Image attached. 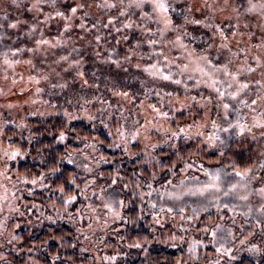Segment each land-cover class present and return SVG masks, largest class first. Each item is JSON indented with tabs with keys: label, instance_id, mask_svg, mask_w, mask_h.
I'll return each instance as SVG.
<instances>
[{
	"label": "trees",
	"instance_id": "1",
	"mask_svg": "<svg viewBox=\"0 0 264 264\" xmlns=\"http://www.w3.org/2000/svg\"><path fill=\"white\" fill-rule=\"evenodd\" d=\"M124 2L127 4L128 0ZM16 3L19 7L15 6L13 0H0V61L10 60L14 66L27 64L29 73L40 81L37 87L43 97L51 104L54 102L59 105L57 112L67 109L71 116L57 113L50 118L35 119L28 116L29 110L24 111L22 123L17 128L10 126L5 130L3 147L16 153L11 171L20 191L21 188L31 190L30 195L24 199L28 204L26 208L33 207L34 214L35 209H38L51 216L56 214V210H61L66 218L61 223L23 230L16 241L18 254L7 253L0 264H204L210 260L213 249L209 245L198 246L192 252L199 258H190L192 252H188V245L197 244L196 241L206 238H202L204 233L195 234L193 229L196 225H191L185 231L181 225L178 227L175 224V220L172 225L156 223L157 214L165 216L161 211L168 210L170 205L165 201L168 185L178 187V178L194 172L198 174L202 168L213 169L215 173L224 171L229 175L234 172L243 173L246 169L252 170L259 160L254 145L234 141L233 137L238 131L232 128L231 139L221 144L220 149L212 151L201 142L191 139L184 142L183 138L174 142L166 141L149 151L136 144L126 148L120 141L124 128L123 118L119 114L108 116L105 108L111 105L118 112L119 102L114 91L128 93L131 114L142 103L163 110L168 99L162 98L186 100L197 96L202 86L201 74L193 75L194 81H191L190 75L179 72V68H183L184 62H187L188 55L196 58L204 55L217 68L231 60L229 71L233 66L236 68L252 62L250 58L260 50L256 47L261 43L258 38L264 40V32L260 33L253 26L252 16L244 14V18L240 20L236 36L241 34L246 40L233 46L232 30H236L234 25L237 23L235 15L231 13V19L219 20L216 17L218 8L207 15V23L220 25L231 39L232 53L243 50L239 51L238 56L218 51L216 46L209 48L213 39L215 45H219L220 38L214 37L212 28L197 24H185L180 32L166 34L168 40L175 41L178 35L181 37L175 46L158 34L156 39L162 42L150 46L147 43L149 36L142 28L136 25L131 29L122 27L123 23L128 22V18L134 21L138 19V9L129 10L128 18L118 17L109 28H100L102 40L99 44L94 39L95 30L85 33L79 28H73L61 37L59 32L63 23L54 19L43 25L42 31L44 39L53 43L60 40V46L43 45L39 52L32 53L27 49L34 47L35 40L40 38L39 32L33 37L28 35L36 13L28 11L30 2L27 0H16ZM73 3L74 0H57V7L64 10L73 6ZM170 3L175 11L170 10L169 15L175 24L183 23L180 13L188 8H191L188 13L190 17L200 19L199 8H193L189 1ZM236 7L243 13L245 7L240 4ZM44 11L47 13L49 9L45 7ZM109 15L116 16L117 10L93 7L89 16V28L96 19L107 23ZM39 18L42 20L43 16ZM18 21L27 23H19L17 28L8 27ZM148 27L155 33L158 26L149 21ZM117 28L120 29L119 32L116 31ZM246 45L251 54H247ZM17 49L23 51L17 52ZM61 56H67L68 60H60ZM125 56L129 59L125 60ZM28 60L32 63H26ZM112 60L117 63H112ZM198 60L204 64L203 60ZM75 61H79V65H75ZM150 66L158 67L162 71L159 76H169L170 79L158 80L152 76L149 84L146 77L149 75L144 73L143 68L147 70ZM209 66L219 74L220 71L210 64ZM78 72H83L84 75L78 76ZM42 76H47V79H41ZM61 84L67 86L53 87ZM85 100H93L89 108L90 117H94L92 119H84L86 114H83V109L87 108ZM232 108L235 117L232 114L231 118H237L244 112V108L240 110L234 105ZM192 113L169 117L166 124L170 128L167 127V131L173 132L179 126L185 127L189 123L198 122L201 111L197 109ZM131 117L130 115V119ZM61 133H64L62 141L58 139ZM69 160L73 163H69ZM85 165L92 171H87ZM113 179L117 180L114 185ZM36 180L44 185L41 191L34 189L33 181ZM73 180L74 183H70ZM90 181L94 183H89ZM61 188L64 189L63 192L60 191ZM92 189L97 190L94 193L101 190L106 194L107 203L115 199L123 200L125 205L123 208L118 207L123 219L113 220L110 235L98 244V257L81 249L82 234L69 220L77 218L76 213L81 212L80 208L84 206V197ZM70 195H75L76 199L66 206L65 200ZM100 195L103 197L101 193ZM178 208L174 210L179 211ZM202 218L216 221L218 217L207 214ZM209 226L206 228L212 232ZM228 226L232 231L229 221ZM228 242L232 245L236 243L231 239ZM134 243H140L141 247H130ZM248 252L240 255L237 251L239 255L236 253L237 258L230 264H264V245L259 253ZM105 257L115 259L108 260Z\"/></svg>",
	"mask_w": 264,
	"mask_h": 264
},
{
	"label": "rangeland",
	"instance_id": "2",
	"mask_svg": "<svg viewBox=\"0 0 264 264\" xmlns=\"http://www.w3.org/2000/svg\"><path fill=\"white\" fill-rule=\"evenodd\" d=\"M27 1L30 2V5L33 2V0ZM170 1H189L193 8H199V17L201 20L203 19L202 16H207L212 10H217V8V19H228L231 15L230 10L221 11V9L224 8V0H169V2ZM229 2L233 7L240 4V6L247 8L250 0H229ZM251 2L258 5L257 11L249 14L252 16L251 22L253 26L257 27L258 31L262 33L264 32V13L259 11V5L264 3V0H251ZM205 4L209 6L215 5V8H205ZM263 35L260 36L263 37ZM258 39L262 41V38ZM242 40H246L243 35L240 34V36H235L233 38V46L238 45L237 42L239 41L240 43ZM247 45V54H251ZM259 49V52L257 54L255 53L254 56L250 58L252 62H247L236 68L233 66L230 70V72L235 73L237 69H242L247 65L255 68V72L242 71V74L237 77L239 83H247L249 87L240 91L238 98L234 101H230L228 97H225V102L238 107L240 110L244 108L243 114H239L236 116L237 118H231L233 114V110H231L228 122L232 123L234 125L232 128L238 131V134L233 137L235 139L234 141L239 143L246 142L248 145H254L259 154L256 168H253L254 170L252 169L247 176H238L235 172L231 175L226 174L224 171L215 173L213 169L209 170L207 168H202L198 174L194 172L189 176H181L176 180L179 182L178 187L168 185L167 192L165 193V201H168V204H170L168 209L171 208L172 211L169 212L163 209L161 213H165L164 215L166 217L157 214L159 225H172V221L175 220V224L178 225V227L181 225L185 231L189 229L191 225H193V227L196 225L197 227L193 229L195 234H205L202 238H206L202 240L199 239L200 243L188 245L189 248L192 247L193 249H197L198 246H211L213 253H211L209 257L210 260L204 264H216L217 261H219V264H230L237 258V255H235L237 251L240 255L247 254L251 245H256L259 251L261 246L264 245V223L257 225V220L264 221V213L257 211V209H260L261 204H264V200L254 191L264 187V135H262V133H264V128H252V124L258 119L257 114L264 112V99H259V97H264V64L258 66L254 59V57L264 54V49ZM203 63L202 65L198 58L188 55L187 62H184V67L179 68V72L190 75L191 81H194L193 75L198 76V74H201L200 84H202V86L200 87L199 94L193 97L194 99L181 100L165 97L162 99L168 100L167 106L165 105L166 108L163 110L157 106L142 103L135 109L133 114L129 112L131 101L129 96H116V100L119 102L118 112L115 111L111 105L106 106L105 112L108 113V116L111 117L113 114H119L120 118H123L122 123L124 124V128L120 136V141L123 146L127 148L131 144H136L149 151L154 150L155 146L165 144L166 141L174 142L176 139L179 140L183 138L185 140L184 142L190 139L198 143L201 142L212 151L214 149H220L221 144L215 140L209 142L210 137L219 136L224 143L229 140L232 128H230L228 132H221L218 128H214L212 124V121L216 120L217 124L221 127H228V123H225L223 120L224 110L222 106H218L219 102L215 99L217 93L211 85L213 84V80H215L217 81L215 87L225 90L226 85L233 83V81L230 77L225 76L221 72L218 74L212 71L209 64H206L204 61ZM145 70L146 69L143 68L144 73L149 75L146 76L149 84H151L152 76L158 80H161V78L163 79V76H159L162 71L158 70V67L150 66L149 69ZM220 81L224 83H220ZM38 82H40L39 79L36 78V76L33 78V75L29 73L27 64L14 66L10 60L1 59L0 260L5 259L7 253L11 252L13 254H18L16 241L23 230L32 229L33 227L41 228L45 225L54 224L55 222L61 223L65 221L66 218L62 215L63 211L61 210H56V214L51 216L46 215L43 211H38V209H35L34 214V211L32 212L33 207L26 208L28 204L24 199L30 195L31 190L28 188H21L22 191H20L19 185L11 171L12 161L14 159L12 154L14 152L3 147L5 130L9 129L10 126L17 128L20 123H22L24 111L27 112L29 110L28 116L35 119H38V117L50 118V116H54L57 113L65 115L67 112V109H61L57 112V109L59 110V105L54 102L51 104L49 100H46L43 95L37 91ZM46 85L47 84H45V86ZM237 90L238 85L234 84L233 88L229 91L235 92ZM253 99L257 100L256 105H251ZM208 100L212 102L208 103ZM241 101H243V103H241ZM92 104L93 100H90L89 103L86 104L87 108L83 109V114H86L84 119L86 120L91 116L89 108ZM10 105L11 107H9ZM253 107L256 108V113L252 112ZM197 109L201 111L198 122L189 123L185 125V127H177L176 131L173 132H179L180 128H184L185 132L172 137V132L167 131V127L170 128V126L166 124L167 119L177 114H186V112L191 115L193 114L192 112ZM134 114L135 116L137 114L138 117H135ZM130 115L132 116L131 119ZM134 118L137 120L133 121L132 119ZM202 125L203 127H201ZM241 127H244L243 132H241ZM248 128H251V131H248ZM33 184L36 187H34V189L38 191H41L44 187L40 180L34 181ZM233 185H236L235 189L232 188ZM245 185L247 186L246 188L244 187ZM181 187L182 189H180ZM94 191L97 190H90L87 196L84 197V206L80 208L82 209L81 212L79 211L76 213L77 218H69V220L71 225L78 228L79 233L82 234L81 249L89 253L91 252L95 257H98V244L110 235L111 222L113 220L116 221L117 218L104 207V204L107 203L105 200L106 194L101 190L97 193H94ZM242 196H247L248 199L243 200L241 199ZM72 202L70 204L64 203V205H71ZM177 207H179V211L174 210ZM116 210L118 211L119 208L117 207ZM207 214L216 215L218 218H216V221L215 219L213 221V219L209 218L204 220L202 216ZM225 215L229 216L225 217ZM228 221L232 224V231L228 226ZM217 224L220 226L219 230L216 228ZM209 225L211 226V230L219 231L222 236L227 235L228 232L231 233L228 240L231 239L236 242L234 245L228 242V240L227 242H221L225 243V247L233 249L231 255L234 256L235 259L230 260L227 256L220 259L218 254L215 253V248L220 245L214 243L212 237L213 231L210 232V229L206 228ZM13 237H16V239H13ZM241 240H244L245 243L241 244ZM250 242L252 244H250ZM259 251L251 252L259 253ZM194 255L196 254L192 252L190 258Z\"/></svg>",
	"mask_w": 264,
	"mask_h": 264
},
{
	"label": "snow or ice",
	"instance_id": "3",
	"mask_svg": "<svg viewBox=\"0 0 264 264\" xmlns=\"http://www.w3.org/2000/svg\"><path fill=\"white\" fill-rule=\"evenodd\" d=\"M13 3L15 6L19 7V4L16 3V0H13ZM47 7L49 11L45 13L44 9ZM95 7L96 9H115L117 10V15L112 16L109 15L107 23H103L100 19H96L95 23H91V27L89 28L90 20L89 16L91 14L92 8ZM205 8L212 7L213 9L215 8V5L209 6L207 4L204 5ZM258 5L256 3L249 2V5L247 8L244 9L243 13H241L238 9V7H233L229 0H224V8L221 9V11L224 10H230L231 13H233L237 19L236 25H234V28L236 30H232V37L234 38L237 34V30H239V25H240V20L244 18V14H251L257 11ZM132 9H138L139 14H138V19L137 20H132L131 18H128V12L129 10ZM150 9V11H148ZM175 11L173 8L172 4L169 2V0H128V3L125 4L124 0H92L91 3H89V0H74L73 6L61 10L57 7V0H33L31 5L28 7L29 12H35L36 16L33 17V23L32 26L28 29V35L30 37L35 36L36 33L39 32L40 38L35 40V45L32 48H28V52L36 53L41 50V46L43 45H50L51 47H59L61 44L60 40H57L56 42H51L49 40L44 39V34L42 31L43 25L46 23L56 19L58 21H61L63 23V28L60 30L59 35L61 37L64 36L65 33L70 32L73 28H79L82 32L88 33L92 30H95L94 32V39L99 44L102 40V35L100 34V28H109L114 24V22L118 19V17H126L128 18L127 23H123L122 27L126 29H131L133 28L134 25H136L139 28H142L145 33L148 34L149 38L147 39V43L151 45H155L157 43H161V40L156 39L157 34L162 37L163 39L167 40L169 44H172L175 46L176 42L181 39V37L178 35L176 36V40H168L167 35L169 33H175V32H180L185 24H197V25H203L204 27L212 28L214 30V37L218 36L220 38L221 43L219 45H215V39H213V43L209 44L208 47L211 48L213 46H216L218 51L221 52H228L231 53L232 55L238 56L239 51H243L242 49L238 50L237 53H232L231 52V39L229 36L224 32L223 28L220 25H215L212 23H207L208 21V16H205L203 20L201 19H196L192 18L189 16V12L191 11V8L185 9L180 15L183 17V23L180 24H175L173 22L172 17L169 15V12ZM259 11L261 13H264V3L259 5ZM43 16V19L41 20L39 17ZM232 17L229 16L228 19H231ZM7 19V17H5ZM154 22L157 24V29L156 32L153 33L151 29L148 27V22ZM19 23H27V21H18L16 23H11L8 25L10 28H17ZM162 25V27H161ZM245 27H248V25H245ZM116 31H120L119 28L116 29ZM83 39L84 37H80ZM127 39V37H124ZM144 41H141L143 43ZM239 43V41L237 42ZM183 47V45H181ZM256 47H259L261 49H264V40L261 41L259 45ZM17 52L23 51V49H17ZM99 55V53H97ZM199 59L203 60L206 64H210L214 69L217 71L223 72V74L227 77H230L233 83L227 84L225 90H221L220 88H216L215 84L217 81L213 80V84L211 85L214 88V91L217 93L215 99L219 102L218 106H222L224 110V116L223 120L225 123H228V127H221L220 125L217 124L216 120L212 121L213 127L218 128L219 131L221 132H228L230 128L234 127V125L230 122H228V117L231 114L232 110V105L228 102H225V97H228L230 101H234L238 98L239 92L243 91L244 89L248 88L249 85L247 83H239L237 80V77L242 74V71H247V72H255L256 69L251 67L250 65L245 66L242 69H237L235 73L230 72L228 70L229 65L232 63L231 60L227 61L223 66L217 68L216 65H212L211 61L208 60V58L204 55H201L198 57ZM125 60L129 59V57L125 56ZM254 59L257 62V65L260 66L264 64V54L254 57ZM60 60L67 61L68 57L67 56H61ZM112 63H117V61L112 60ZM26 63L31 64L32 61L28 60ZM79 61H75V65H79ZM78 76H83V72H78ZM42 79H47V76H42ZM163 79L168 80L170 79L169 76H164ZM84 83H87V81H84ZM176 83H180V81H176ZM220 83H224L223 81H220ZM237 84L238 85V90L235 92H230L233 88V85ZM66 87V84H61V85H53V87ZM39 91V89H38ZM114 95H122L124 97L128 96L127 92H113ZM259 99H264V97H259ZM211 100H208V103H211ZM89 103L88 100H85V104ZM243 103V101H241ZM257 100L253 99L251 101V105H256ZM11 107V105L9 106ZM203 107V106H202ZM252 112L256 113V108H252ZM66 116L70 117V113H65ZM166 115V114H163ZM258 119L255 120V122L252 124V128H264V112H260L257 114ZM94 117H90L92 119ZM191 127V126H190ZM203 127V125L201 126ZM244 131V127H241V132ZM248 131H251V128H248ZM185 132L184 128H180L179 132H172L171 136L175 137L178 136L180 133ZM264 135V133H262ZM135 138V137H134ZM59 140L64 139V133H61L60 136L58 137ZM213 140L218 141L220 144H223L224 141L220 139L219 136H214L209 138V142H212ZM118 147V145H117ZM16 153H13L12 156L13 158L15 157ZM224 153L221 151V156H223ZM103 159V158H102ZM69 163H73L72 160L68 161ZM85 168L87 171L91 172L92 169L88 168L87 165H85ZM53 171H58V169H53ZM251 170L246 169L243 173L241 172H236V175L238 176H247ZM34 182V181H33ZM70 183H74L73 181H70ZM89 183H94V181H90ZM117 180L113 179L112 184H116ZM85 187L87 188L88 185L86 184ZM125 188L127 185L124 186ZM245 188L247 187L246 185L244 186ZM233 189L236 188V185L232 186ZM219 190V189H217ZM61 192L64 191L63 188L60 189ZM257 195L261 197L262 200H264V187H261L259 190H254ZM227 194V193H226ZM76 199L75 195H70L68 199L65 201L66 204H70L72 201ZM241 199L247 200V196H242ZM104 207L108 209L112 215L117 218V219H123V217L120 215V212L117 211V207L123 208L125 207L124 201L119 200L116 201L115 199L111 200L108 203L104 204ZM155 205H153V208ZM169 212L172 211L171 208L168 209ZM251 211V210H250ZM257 211H261L264 213V204H261L260 209H257ZM127 222V221H126ZM156 223H159V220L156 221ZM264 223V221L257 220V225H260ZM216 228L219 230L220 226L217 224ZM251 235V234H250ZM231 236V233L228 232L227 235H220L219 231H213L212 232V237L214 243H218L220 246L215 248V253L218 254L220 259H223L224 257H228L230 260L235 259L234 256L231 255L233 249L225 247V243L227 242L228 238ZM13 239H16V237H13ZM123 239V238H121ZM224 241V242H221ZM195 243H200V241H196ZM241 244H244L245 241L241 240ZM130 247H135V248H140L141 244L140 243H134L130 245ZM249 251H259L257 249L256 245H251L250 248L248 249ZM189 251L192 252L194 249L192 247L189 248ZM193 260L198 259L199 257L194 255ZM105 259L108 260H114L115 257H105ZM216 264H219V261L216 262Z\"/></svg>",
	"mask_w": 264,
	"mask_h": 264
}]
</instances>
